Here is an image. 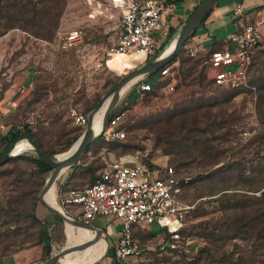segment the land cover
<instances>
[{
    "label": "rangeland",
    "instance_id": "374dc122",
    "mask_svg": "<svg viewBox=\"0 0 264 264\" xmlns=\"http://www.w3.org/2000/svg\"><path fill=\"white\" fill-rule=\"evenodd\" d=\"M97 1L101 5L98 6ZM118 17L119 11L109 6L107 0H95L91 3L90 0H66L59 25L50 38L35 36L31 31L18 26L6 28L2 21L0 22V97L13 81L7 90L16 91L15 96L9 98L6 104L13 109V123L20 129H23L24 125L30 128L46 151L59 153L68 150L87 125V123L85 126L77 125L73 120V113L82 112L88 116L102 95L124 73L143 63H137L143 58V54L132 53L125 55L127 58L108 60V68L95 67V61L101 56L103 48L116 37ZM162 26L155 33V38L161 45L157 44V52L168 40L163 35ZM71 28H80L83 35L79 43L67 45L60 39L58 32L65 33ZM204 58L205 56L200 53L191 56L189 49L183 46L177 58V66L168 77L156 81L152 92L136 99L135 96L130 97L132 102L127 104L128 111L124 119L125 136L122 139L105 140L100 135L90 150L82 154L78 168L71 172L72 176L66 190L82 188L90 183L103 168L106 160L103 154L107 152H112L115 156L122 153L136 154L151 165H174L181 174L190 177L181 196L194 205L183 229L184 236L190 237L193 244L188 252L183 253L159 254L152 251L150 256L153 261L163 260L168 264H229L228 261L232 260L235 264H259L256 261L257 257L264 260V238L258 239L256 232L248 236L230 232L228 236L212 241L200 234V224L214 222L225 215L220 199L223 191L230 192L233 197V193L238 192L240 196L234 198L243 200L245 198L249 203L257 200L255 196H259L261 191L258 188L264 186V180L260 177L264 175L250 169L252 165H258V161L264 162V123L260 122L257 115V91L256 88L241 90L243 87L249 89L250 79L264 76V72H259L264 66V34L260 45L254 51L252 64L245 78L234 87L225 90L220 87L209 89L211 81L203 64ZM135 80L120 97L118 102L121 104L118 105L125 101L124 94L132 91ZM168 82H173L172 90L166 88ZM234 88L236 90L233 92H237L236 95L223 104V107L228 114L235 112L240 117L237 123L232 125L237 133L235 136L231 135L229 140L219 143L218 147L225 148V151L220 155L215 167L222 164L229 166L231 172L235 174L233 179L236 180L229 182L230 189L222 191L219 175L206 174L208 170L204 169L207 167L199 163L202 160L201 156L195 161L180 165L178 144L174 141L158 142L153 130L159 119L166 118L182 104H190L192 99L204 102L212 101L216 97L222 99V96ZM13 100L16 101L14 107L9 104ZM3 105L0 104V107ZM219 108L222 107L215 106L213 109L217 111ZM243 131H247L248 134L244 135ZM9 143V140L0 142V153ZM29 146L31 149L30 144ZM29 149H23L25 151L16 154L24 155L26 158L5 164L0 170V185L6 196L11 193H8V189L11 188L8 182L16 173L21 179L29 180V184L34 183L39 192L52 170L37 171L35 164L29 160V157H35L37 154ZM103 149L104 152L99 153ZM194 152L197 153V148H194ZM239 168L244 171L243 176L247 182L242 180L241 171L236 170ZM8 170L14 172L7 174ZM59 179L56 181L58 203L67 213L75 215L79 211L78 205L61 204V197L66 190L62 188ZM252 180L255 181L252 183ZM37 205L40 206L39 201ZM44 209L45 213H49L46 217L49 220L41 219V222H35L22 217L17 224L12 223L10 226L9 224L2 226L0 222V255L21 250L22 255L27 256L26 261L33 255L28 264L45 260L52 253H58L57 260L61 262L74 259L73 253L80 250L68 249V252H59L65 245L71 247L79 240V230H72L70 224H66L68 226L66 230L63 219L47 208ZM89 222L105 232L107 249L109 247L111 255L112 245L121 233L120 220L115 216H97ZM150 230L152 235L147 229L136 232L138 243L154 246L161 240L163 234L160 226L152 224ZM141 248L145 249V246L141 245ZM254 251L256 258L249 256ZM106 254L107 251L93 264L104 260ZM225 256H230L229 260L222 261ZM83 264L92 262L87 261Z\"/></svg>",
    "mask_w": 264,
    "mask_h": 264
},
{
    "label": "built area",
    "instance_id": "2783aa9c",
    "mask_svg": "<svg viewBox=\"0 0 264 264\" xmlns=\"http://www.w3.org/2000/svg\"><path fill=\"white\" fill-rule=\"evenodd\" d=\"M92 1L95 0H90V3ZM107 3L119 11L118 31L114 41L103 48L95 67H107L108 60L116 54L142 53L143 58L137 63H144L155 56L158 50L155 33L163 25L166 1L107 0ZM96 4L101 5L99 1ZM233 13L242 14V6L235 4ZM58 33L67 45L79 43L83 35L80 28ZM263 34L264 16L244 22L239 29L228 34L227 46L205 54L203 64L211 81V89L234 87L243 81ZM185 47L191 56L198 54L196 46ZM177 63L178 59H175L162 65L158 78L168 77ZM133 88L142 96L154 89V83L141 76L135 80ZM166 88L172 90L173 82H168ZM9 104L14 107L16 101ZM127 104L124 101L122 105L115 106L102 135L108 139H122L125 136ZM73 120L77 125L85 126L88 118L85 113L74 112ZM243 134L247 135L248 132L243 131ZM189 180L190 177L181 174L174 165H151L136 154L122 153L105 161L97 176L84 187L66 190L61 204L78 205L79 211L72 216L86 223L97 216H115L120 220L121 233L112 245L110 264H129L131 261L140 264L144 255L145 264H163L153 261L150 252L162 254L176 249L188 252L193 244L190 237L181 233L194 207L181 197ZM152 224L162 228L163 236L156 245L145 244V249H142L134 237V230L138 227L149 230Z\"/></svg>",
    "mask_w": 264,
    "mask_h": 264
},
{
    "label": "trees",
    "instance_id": "16d2710c",
    "mask_svg": "<svg viewBox=\"0 0 264 264\" xmlns=\"http://www.w3.org/2000/svg\"><path fill=\"white\" fill-rule=\"evenodd\" d=\"M65 5L66 0H0V22L2 21V24L6 28L18 26L22 27L25 30L31 31V33H33L35 36L50 38L53 35L54 29H56L59 25V18L63 13ZM179 56L180 53H178L172 60L177 59ZM260 64H262V62ZM159 70L160 68L151 71L142 77L143 79L153 82L154 89L156 86V81L159 80ZM259 72H264V66L259 69ZM248 82L249 89H244L243 87V89L241 90H252L256 88L257 115L260 122L264 123V76H257L256 78L250 79ZM11 84L12 83H9L8 87H10ZM21 87H23V84L21 85ZM208 88L211 89L210 84ZM223 89L225 90L228 88ZM235 90L236 88L231 89L230 93L222 96V99L216 97L214 100L208 102L192 99L190 100V104L184 103L166 118L159 119L157 122L158 124L154 125L155 127L153 130L156 133L158 142L174 141L178 144V146L180 147V150L178 151V159L180 160V165L188 164L189 162L195 161L199 156H201L202 160L199 163L201 165H204V167H207L206 169H204L205 171L208 170L206 174L219 175L218 179L220 178V186H222V191L225 189H230V187H228L229 182H231L232 180H236L233 179L235 177V174L231 172L229 166L222 164L215 167L218 163L217 160L219 159L220 155L225 151V148L218 147L219 143L229 140L231 135L235 136L237 133L236 129L232 128V125L236 124L240 117L235 112L228 114L227 110L223 107V104L228 102L231 97H234L236 95L237 92H233ZM2 97L3 95L0 97V99ZM215 106H219L222 108L214 111L213 108ZM17 126L18 125L15 123H12L10 126L12 128L9 129L12 132L8 138L10 142L13 141L21 132L30 131L32 137L42 147L41 142L37 139L35 133L30 128L24 125L23 129L19 128L15 131V128ZM102 136V138H105L106 140L107 137L105 135ZM2 138L3 136L1 137V139ZM98 140L99 138L95 142H97ZM95 142L88 146L86 152L87 150H90L91 146L94 145ZM194 148H197V153L194 152ZM49 153L54 154L57 153V151H50ZM24 157L26 158V156L21 154L9 157L3 164L0 165V170L3 169V165L10 162H17ZM29 160L35 164V169L37 171H46L52 169V167L46 164L42 159H40L38 155L35 157H29ZM250 169L253 172H259L264 175V162L258 161V165H252ZM236 170L241 171L240 175L243 178L242 180L247 182L246 177L243 176L244 171H242V169L240 168ZM67 171L65 170L63 174ZM12 172L14 171H6L7 174H10ZM63 174L61 175V177L63 176ZM260 177L262 180H264V176ZM254 181L255 180H252V183ZM234 182V184H236V181ZM68 183L69 181L66 182L67 185ZM33 184L34 183L29 184V180L21 179L18 173H16L14 177L8 182V185H10L11 187L10 189H8V193H11L7 196L5 195V207L3 208L4 213L3 218H1L2 226L7 224H9L10 226L12 223L17 224L22 217L32 219L35 222H41V219H39L35 215L37 201H39L37 193L39 192L37 187H34ZM60 184L62 183L60 182ZM262 187L264 186L258 188L261 191L259 196H255L257 200L249 201V203L252 204H249L248 200H246L245 198L244 200L242 198L235 199L234 197L240 196L238 192H234L233 197L231 196V194H229L230 192L228 193L227 191H223L220 194V199L223 203L222 206L223 210L225 211V215L215 220L214 222L208 221L204 224H200V234L206 238L211 239L212 241H215L222 239L224 236H228V234H231L230 232H235V234L245 236H248L250 233L256 232L257 238L263 239L264 188ZM231 199H233V201H231ZM40 203L44 204L43 202ZM183 229L181 230V233L184 235ZM137 231H140L139 227L134 230V237ZM147 232L152 235L150 229ZM140 245L144 246L145 244ZM14 251L16 250H13L12 252ZM183 252V250L176 249L168 252V254ZM258 254L259 253H257V255ZM250 255L253 256V258H256L255 251L251 252L249 256ZM229 258L230 256H225V258L221 260L225 261L229 260ZM256 261L259 264H264V260L262 258L257 257ZM155 262L168 264L163 260ZM228 263L235 264L232 260L228 261Z\"/></svg>",
    "mask_w": 264,
    "mask_h": 264
},
{
    "label": "crops",
    "instance_id": "0c3cea01",
    "mask_svg": "<svg viewBox=\"0 0 264 264\" xmlns=\"http://www.w3.org/2000/svg\"><path fill=\"white\" fill-rule=\"evenodd\" d=\"M165 1H166L167 9L164 13L163 35H165V39H168L166 45H169L172 41H174L183 23L185 22L189 14L193 11V9L196 7V5L199 3L200 0H165ZM235 4H240L242 6L243 8L242 14L235 15L233 13ZM262 16H264V0H215L212 6L210 7V9L206 12V14L197 24L193 32L190 34V36L188 37V39L186 40L183 46L185 47L186 45H194L198 49V53L205 56V54L212 49L222 48L224 46H227L228 45V41H227L228 34L234 30L239 29L241 24H243L244 22H248V21L258 20ZM158 42L159 41L156 39L157 44ZM121 57L127 58L125 57V55H122ZM144 75H142V77ZM10 83H13V82H10ZM7 89L8 87L4 90L3 97L0 99V104L5 105V106L3 105L0 107V142L7 141L9 136L12 133L9 129H12L10 126L13 123V117H12L13 109L7 106L6 104H8L9 100L15 96L16 91L9 92ZM131 96H135V99H136L140 95L133 88L132 91H127L124 94L123 98L126 102H132L130 101ZM118 104H121V103L118 102L116 106H119ZM18 129L19 127L17 126L15 128V131ZM2 136L3 138L1 139ZM103 152H104V149L100 151L99 153H103ZM103 155L106 159L105 161L116 157L112 152H107L106 154H103ZM79 162L76 163L74 166L72 165L71 167H69L70 168V169L68 168L69 170L66 169V171L67 170L68 171L64 173L62 177H60L59 180L62 183L63 188L68 186L66 182L70 180L72 176L71 172L73 171V169L76 167L78 168ZM57 202H58V199H57ZM4 207H5V193H4V189L0 185V222H1V218H3V213H4L3 208ZM44 208H47V207L42 203H40V206L36 205L35 215L39 219L45 220L46 217L49 216V213H45ZM46 220H49V218ZM66 224H70L72 230L76 229V230H79L80 232L79 240L75 244H73V245H82V247L77 248V250H80V251H77L75 249V251L77 252L73 253L74 259H76L80 255L84 254L86 250L90 249L91 235L88 232V227H87L88 235H86L82 227L80 226L78 227L67 221H65L66 230L68 227ZM99 229L102 234L97 233L96 230L93 229V231L95 232V236H96V248H95L93 257L89 259L88 261L92 262L93 264L95 261L99 260L104 255L105 251H107V254L104 260L98 262L97 264H110V256H111L109 254L110 249L109 247L107 249V241L104 237V235L106 236V234L104 231L102 232L101 228ZM66 237H67V241H66V244H67L68 243V231H66ZM64 247H69V246L65 245ZM21 252H22L21 250H17V251L11 252L10 254L1 255L0 264H28L29 261L31 260V257H33V255L32 256L28 255L29 258L26 261L27 256L22 255ZM111 254H113V252ZM145 263H146V259L143 256L141 258L140 264H145ZM122 264H126V263H122ZM129 264H137V261H131Z\"/></svg>",
    "mask_w": 264,
    "mask_h": 264
},
{
    "label": "water",
    "instance_id": "95a60500",
    "mask_svg": "<svg viewBox=\"0 0 264 264\" xmlns=\"http://www.w3.org/2000/svg\"><path fill=\"white\" fill-rule=\"evenodd\" d=\"M215 0H200L199 3L196 5V7L193 9V11L189 14L185 22L183 23L178 35L174 39V45L173 49L170 53H168L166 56L157 59V55L160 52H157L155 56L149 58L144 63L140 64L137 67H133L129 69L126 73H124L115 83L114 85L99 99L95 107L92 109L91 112H89L87 118L88 122L81 133V135L78 137V142L76 144V147L64 158L60 160H54L53 154L45 151L39 143L32 137V134L30 131H23L21 132L13 141H11L0 153V165L3 164L9 157L16 155L18 153H21L25 150H21L20 152L16 154H12L11 150L13 149L14 144L20 140V139H26L31 144V149L36 152L38 157L42 159L46 164L50 165L52 167V170L50 171L49 175L46 177L43 186L41 187L37 197L40 202H44L45 206L55 215L63 219L64 221H69L73 224L79 225V226H88L91 228H94L98 231L100 229L91 223H86L82 220H79L69 213H67L63 208L59 209L57 207H54L52 205L47 204L44 201V195L48 188L55 183L58 178L61 177L63 172L71 167L72 165H75L79 162L82 154L86 152V149L88 146L94 142L100 135H102L106 124L107 119L115 106L117 105L120 97H118V91L120 87L123 85L125 81L130 79L133 76L141 77L142 75L149 73L151 71H154L158 68H160L162 65L170 62L180 51L181 47L184 45L190 34L193 32L197 24L200 22V20L203 18V16L206 14V12L210 9L213 2ZM110 96V100L105 108L103 119H102V128L99 132L93 133L91 128L92 123V116L93 113L101 106L103 100L106 97ZM79 247H82V245H73L71 247H62L59 253H63L65 250L68 249H77ZM58 253H52L49 255V257L45 260H40L38 262H34L33 264H54L57 260Z\"/></svg>",
    "mask_w": 264,
    "mask_h": 264
},
{
    "label": "bare ground",
    "instance_id": "6f19581e",
    "mask_svg": "<svg viewBox=\"0 0 264 264\" xmlns=\"http://www.w3.org/2000/svg\"><path fill=\"white\" fill-rule=\"evenodd\" d=\"M169 44V43H168ZM173 45H174V41H172L169 45H165L160 52L158 53V55L156 56L157 59L162 58L164 56H166L168 53L171 52V50L173 49ZM133 53H139V52H133ZM132 53L129 54H116L114 56H112L109 60L112 59H116L121 57L122 55H131ZM142 54V53H141ZM138 78V76H133L130 79H128L127 81H125L123 83V85L120 87L119 91H118V97H121V95H123V93L126 91V89L129 87V85L136 79ZM110 99L109 97H106L101 106L93 113L92 116V123H91V128L93 133H97L100 131V129L102 128V119H103V115H104V111L105 108L108 104V101ZM78 140L66 151L64 152H59V153H54L53 154V159L54 160H60L62 158H64L65 156H67L75 147L77 144ZM29 142L26 139H20L18 140L14 146L13 149L11 150L12 154H16L19 151L23 150V149H29ZM31 145V144H30ZM57 187H56V182L53 183L48 190L46 191L45 195H44V201L49 204L52 205L54 207L57 208H61L62 206L57 202V193H56ZM44 203V202H43ZM45 204V203H44ZM69 222V221H67ZM71 223V222H69ZM73 224V223H71ZM76 225V224H73ZM79 227V225H76ZM83 228V231L85 232L86 235H88L87 233V227L88 226H80ZM94 228L88 227V232L91 235V246L90 249L86 250L84 252V254L80 255L78 258L73 259V260H69V261H64L61 262V260H56L54 264H83L86 261H88L89 259H91L93 257V254L95 252V248H96V236H95V232L93 231ZM96 230V229H94ZM97 233H101L100 231L96 230ZM102 234V233H101ZM66 252H68L67 250H65Z\"/></svg>",
    "mask_w": 264,
    "mask_h": 264
}]
</instances>
